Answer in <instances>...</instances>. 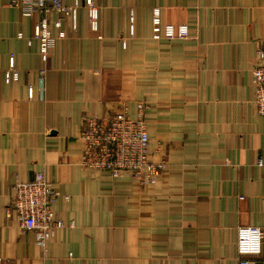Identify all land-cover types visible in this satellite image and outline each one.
<instances>
[{
	"label": "crops",
	"instance_id": "crops-1",
	"mask_svg": "<svg viewBox=\"0 0 264 264\" xmlns=\"http://www.w3.org/2000/svg\"><path fill=\"white\" fill-rule=\"evenodd\" d=\"M9 1L0 0V264H264V115L252 83L264 0H94L98 31L79 0L75 16L51 14L65 36L47 62L33 37L39 16ZM141 100L150 160L165 167L144 183L84 167L83 117L124 103L135 117ZM37 171L60 192L58 216L74 222L46 247L6 213L15 179Z\"/></svg>",
	"mask_w": 264,
	"mask_h": 264
},
{
	"label": "built area",
	"instance_id": "built-area-1",
	"mask_svg": "<svg viewBox=\"0 0 264 264\" xmlns=\"http://www.w3.org/2000/svg\"><path fill=\"white\" fill-rule=\"evenodd\" d=\"M88 6L91 28L99 30V6L94 0H85ZM9 4L20 10L23 16L39 18L34 26L33 37L39 41L40 54L44 62L48 61L50 51L55 47L57 37L65 36L61 29L62 21L58 19L54 26L59 29L54 35L51 29L50 16L57 13L60 16H75L79 0L74 5H67L63 0H10ZM160 9H154L153 37H161ZM187 25H181L179 36L188 37ZM23 37V33H18ZM257 54L259 61L252 70V83L255 91L254 103L256 111L264 115V35L258 42ZM10 72L12 79L18 80L19 70L15 67L14 57H10ZM45 70H42L44 74ZM33 86L28 87V94L33 97ZM150 108L146 100L137 103L135 117L129 115L128 106L124 103L120 108L108 116L85 115L81 140L83 152L81 164L88 169L107 170L114 177L124 173H131L141 183L149 182L164 167L165 162L154 163L150 160L151 139L149 124L145 112ZM264 163V157L260 159ZM60 192L47 178L44 171H37L33 179L21 181L16 178L13 183V197L6 207V213L12 217L15 213L22 232H32L36 243L46 247L57 231L66 226L73 227L74 222H66L60 218L55 210ZM258 240L264 239V227L256 228ZM239 264H257L255 259L243 257Z\"/></svg>",
	"mask_w": 264,
	"mask_h": 264
}]
</instances>
